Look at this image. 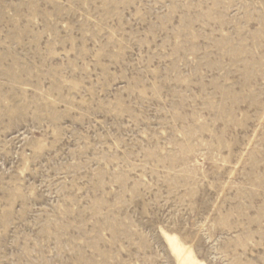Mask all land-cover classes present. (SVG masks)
Instances as JSON below:
<instances>
[{
	"label": "rangeland",
	"instance_id": "1",
	"mask_svg": "<svg viewBox=\"0 0 264 264\" xmlns=\"http://www.w3.org/2000/svg\"><path fill=\"white\" fill-rule=\"evenodd\" d=\"M264 264V0H0V264Z\"/></svg>",
	"mask_w": 264,
	"mask_h": 264
},
{
	"label": "bare ground",
	"instance_id": "2",
	"mask_svg": "<svg viewBox=\"0 0 264 264\" xmlns=\"http://www.w3.org/2000/svg\"><path fill=\"white\" fill-rule=\"evenodd\" d=\"M167 240L171 246V249L178 253L179 258L184 261V264H194V259L183 251L177 243V237L175 235H167Z\"/></svg>",
	"mask_w": 264,
	"mask_h": 264
}]
</instances>
